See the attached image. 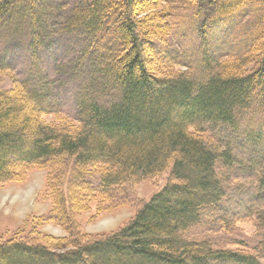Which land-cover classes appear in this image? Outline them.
Instances as JSON below:
<instances>
[{
  "label": "trees",
  "instance_id": "16d2710c",
  "mask_svg": "<svg viewBox=\"0 0 264 264\" xmlns=\"http://www.w3.org/2000/svg\"><path fill=\"white\" fill-rule=\"evenodd\" d=\"M249 4L251 48L216 57L211 31ZM176 7L173 0H0V31L22 28L32 65L51 39L72 41L55 66L60 79L30 68L37 77L0 87V184L47 168L50 209L42 220L66 232L0 236V264H264V47L255 49L264 0ZM184 18L195 21L190 54L177 44ZM65 83L74 87L71 120L54 91ZM49 114L62 116L60 124L46 121ZM164 171L166 183L125 224L81 234L78 215L92 205L96 214L107 210L116 188ZM215 222H248L260 238L231 249L188 235Z\"/></svg>",
  "mask_w": 264,
  "mask_h": 264
},
{
  "label": "rangeland",
  "instance_id": "374dc122",
  "mask_svg": "<svg viewBox=\"0 0 264 264\" xmlns=\"http://www.w3.org/2000/svg\"><path fill=\"white\" fill-rule=\"evenodd\" d=\"M178 1L173 0L175 8H178L176 7ZM160 4H164L163 1ZM40 5L41 7L44 6V4H39L38 7ZM42 9L46 10L44 7ZM254 9L253 4L239 9L237 14L222 19L220 24L211 31L208 40L210 49L216 57L220 58L224 54L245 52L251 48L249 43L252 38L250 35H253L254 32ZM49 18L51 19V16L48 17V20ZM44 19H46V16H43L40 23L43 26L47 23ZM192 23H195L193 19H183L180 24V32L178 33L179 43H177L181 44V47H185L189 54L192 51L195 52L196 44ZM2 28L0 31V63L9 64L11 70L0 71L1 88H9L12 80L16 77L19 79L29 75H32V78L37 77V75L32 74L30 68L33 70L35 68L39 69L43 76L49 79H60L54 72L55 66L64 57L63 52L66 47L68 48L71 45L72 41L65 36L51 39L49 41V43L52 41L50 44H46L44 49L37 52L39 59L36 60L38 66H35L31 64L32 59L25 51L28 38L22 28L16 32H12L9 29L10 27L8 28L7 26ZM6 28L10 32H5ZM255 46V49L264 47V37L257 41ZM227 56L222 57L221 60L225 61L228 59ZM252 66L253 62L243 66V70H248ZM183 69L179 65L174 67V70ZM54 91L57 94L62 115L67 116L71 120L75 111L73 85L65 83L58 89L54 88ZM44 119L54 125H58L62 116L49 114L45 115ZM47 171V168L32 167L28 169L23 181L0 184V236L7 237L14 232L25 234L30 231L33 234L39 231V233L48 234L55 238L66 236L63 228L52 222H44L42 220L50 209V201L45 195ZM167 180L168 171H164L150 176H140L130 182L128 181L115 189L111 197L113 203L107 210L96 214L94 205H92L90 209L76 217L79 231L81 234L97 237L118 229ZM247 186L253 188V184L252 186ZM227 225L220 228L219 223L215 222L211 229L206 226H194L190 229L188 235L194 238H207L215 246L231 249L240 247L233 243L239 242L246 246H251L260 238V235L257 236L258 234L254 232L253 225L248 222L232 223V226L230 224Z\"/></svg>",
  "mask_w": 264,
  "mask_h": 264
}]
</instances>
